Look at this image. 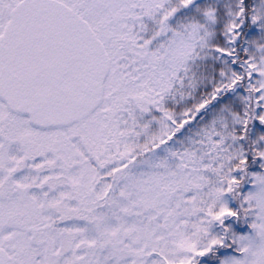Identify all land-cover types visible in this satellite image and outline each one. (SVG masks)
I'll return each mask as SVG.
<instances>
[{"label": "snow or ice", "instance_id": "1", "mask_svg": "<svg viewBox=\"0 0 264 264\" xmlns=\"http://www.w3.org/2000/svg\"><path fill=\"white\" fill-rule=\"evenodd\" d=\"M0 264H264V0H0Z\"/></svg>", "mask_w": 264, "mask_h": 264}]
</instances>
